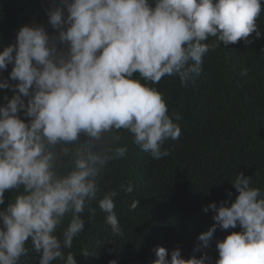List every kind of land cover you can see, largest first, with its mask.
<instances>
[{"label":"clouds","instance_id":"1","mask_svg":"<svg viewBox=\"0 0 264 264\" xmlns=\"http://www.w3.org/2000/svg\"><path fill=\"white\" fill-rule=\"evenodd\" d=\"M45 12L56 34L24 25L15 45L0 52V70L12 64L9 78L16 82L0 79V89L13 92L0 106V205L6 190L15 193L0 208V264H20L29 240L40 253L39 264H77L64 249L85 229L78 214L97 198L102 169L127 152L116 133L126 130L155 160L169 156L162 146L181 135L163 93L148 82L178 76L181 85H194L210 49L221 42L247 45L252 33L261 35V0H58ZM209 37L219 43H206ZM81 135L88 142L80 143ZM230 183L238 195L228 206L210 203L203 209L215 212V223L199 234L193 249L207 247L217 225H239V232L216 241L218 258L184 259L179 248L169 254L157 247L153 264H264V192L241 172ZM122 187L133 190L131 184ZM116 196L114 190L105 193L98 208L111 234L122 237ZM88 211L94 219L97 209Z\"/></svg>","mask_w":264,"mask_h":264},{"label":"trees","instance_id":"2","mask_svg":"<svg viewBox=\"0 0 264 264\" xmlns=\"http://www.w3.org/2000/svg\"><path fill=\"white\" fill-rule=\"evenodd\" d=\"M57 2L0 0V52L15 45L16 34L24 25L43 26L50 35L56 34L47 23L45 8ZM261 5L257 20L260 37L252 33L250 44L239 41L225 46L221 42L210 49L203 56L202 71L194 85H181L178 76H165L157 84L148 82L163 93L168 114L180 127L181 135L162 146L169 156L155 160L133 142L126 130L116 133L120 137L118 146H126L127 152L102 169L97 198L87 200L84 212L78 214L86 222L85 229L73 239L71 249H64L65 255H75L77 264H109L111 260L117 264H153L157 247L165 248L169 254L179 248L184 259L207 254L214 262L218 258L216 241L240 231L239 225L228 230L217 225L208 246L193 252L200 243L199 234L215 223V212L203 209L210 203L220 207L235 200L238 193L230 182L237 172L251 176L252 186L264 192V0ZM214 42L219 43L214 37L206 41ZM58 47L63 46L58 43ZM245 68L251 71L241 76ZM11 69L9 64L0 70V79L14 84L9 78ZM134 75L138 78V74ZM12 95L11 90L0 89V106L6 103L4 96L10 99ZM23 99L27 103L28 97ZM18 115L26 122L30 119L23 111ZM79 142H88V138L81 135ZM129 184L133 190L125 193L122 186ZM113 190L117 192L114 211L122 237L111 234L106 214L98 208V200ZM14 195L6 190L0 208ZM134 200L140 203L132 210ZM90 208L97 209L92 220ZM70 216L67 214L57 235L67 226ZM26 247L28 254L21 257L20 264H39L40 253L32 248L30 240Z\"/></svg>","mask_w":264,"mask_h":264}]
</instances>
